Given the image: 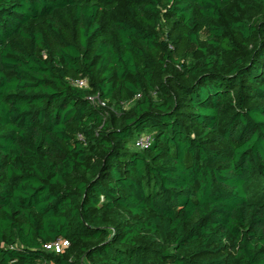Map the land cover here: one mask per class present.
I'll list each match as a JSON object with an SVG mask.
<instances>
[{"label": "trees", "instance_id": "1", "mask_svg": "<svg viewBox=\"0 0 264 264\" xmlns=\"http://www.w3.org/2000/svg\"><path fill=\"white\" fill-rule=\"evenodd\" d=\"M0 264H264V0H0Z\"/></svg>", "mask_w": 264, "mask_h": 264}, {"label": "built area", "instance_id": "2", "mask_svg": "<svg viewBox=\"0 0 264 264\" xmlns=\"http://www.w3.org/2000/svg\"><path fill=\"white\" fill-rule=\"evenodd\" d=\"M74 83L80 87L88 86V81L87 79H84V78L76 79ZM89 98L94 104H98V105L106 104L105 100L102 99L99 94L91 95ZM152 140H153V136L150 133H143L136 139L135 145L138 148H144L148 146L149 144H151ZM67 244H68V240L63 239V238H58L54 242L46 244V247L51 250L61 251Z\"/></svg>", "mask_w": 264, "mask_h": 264}, {"label": "rangeland", "instance_id": "3", "mask_svg": "<svg viewBox=\"0 0 264 264\" xmlns=\"http://www.w3.org/2000/svg\"><path fill=\"white\" fill-rule=\"evenodd\" d=\"M125 106H128V104H126Z\"/></svg>", "mask_w": 264, "mask_h": 264}]
</instances>
